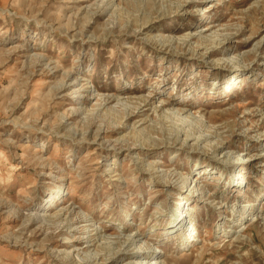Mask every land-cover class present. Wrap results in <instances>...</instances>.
<instances>
[{"label":"rangeland","instance_id":"1","mask_svg":"<svg viewBox=\"0 0 264 264\" xmlns=\"http://www.w3.org/2000/svg\"><path fill=\"white\" fill-rule=\"evenodd\" d=\"M263 196L264 0H0V264H264Z\"/></svg>","mask_w":264,"mask_h":264},{"label":"bare ground","instance_id":"2","mask_svg":"<svg viewBox=\"0 0 264 264\" xmlns=\"http://www.w3.org/2000/svg\"><path fill=\"white\" fill-rule=\"evenodd\" d=\"M103 1V0H102ZM101 2V1H100ZM32 57V56H31ZM40 64V66H41V63H39ZM64 73H66V72H64ZM72 76V75H71ZM79 79V78H78ZM80 80H78V82H79ZM67 82V81H66ZM77 85V79H73L71 82H69L68 84H66V86H64V89H66V88H71V87H75ZM86 88V87H85ZM61 90V89H60ZM70 91V90H69ZM81 91V90H80ZM65 93V92H64ZM75 97L77 98V99H79L78 100V103H80L81 102V100H80V96L78 95V94H75ZM77 109V108H76ZM79 110V109H78ZM79 113V112H78ZM102 131V130H101ZM107 141V140H106ZM107 146H111V148H118V151L119 150H121L122 148H119V143H118V139H115V140H108L107 141ZM135 146V145H134ZM128 147V146H127ZM109 149V148H108ZM135 149V147H130L129 146V148H127L126 150H127V153H131L130 151H132V150H134ZM123 150H125V148H123ZM260 155H256V157H253V158H258ZM109 166V165H108ZM200 173V171L198 172V174ZM241 177H238V178H236V179H240ZM241 180V179H240ZM240 183L241 182H236V183H233L232 182V184H234V185H240ZM57 190H59V188L57 189ZM56 194V193H55ZM63 194V193H62ZM182 197H181V199L183 200L184 199V197H183V195H181ZM264 201V196L260 199V197H257L255 200H253L252 201V204L250 205V210L248 209V210H245V208H243V205H242V207L240 208V212L242 213V217H241V219H250L251 217H253V216H255L254 214H255V212L257 211V207L262 203ZM45 202H47V200H45ZM182 203V202H181ZM180 202L179 203H177V205H183V204H181ZM254 206L256 207V208H254ZM40 207H42V206H38V208H40ZM71 209V208H70ZM63 211H64V209H63ZM179 211H180V209H179ZM240 213V214H241ZM28 215V214H27ZM29 215H31V214H29ZM33 215V214H32ZM38 215V214H37ZM237 215V214H236ZM55 216H57V215H55ZM186 215H182V211L181 212H178L177 213V216L175 217V220H174V222H173V224L171 225V227L176 231H179V230H182V229H184L185 228V224H187L188 223V221L186 220V217H185ZM47 217V216H46ZM48 218H49V216H48ZM50 221H52V220H50ZM69 221V220H68ZM54 223V222H53ZM57 223V222H56ZM238 223V222H237ZM239 223H240V221H239ZM48 224V223H47ZM49 225V224H48ZM66 225V224H65ZM68 225V224H67ZM59 226V225H58ZM95 231H97V230H100L101 229V227L99 226V224H95ZM55 228V227H54ZM243 228V227H242ZM68 229H70V227L68 228ZM241 229V228H240ZM55 230V229H54ZM93 230V229H92ZM242 230V229H241ZM235 232V231H234ZM53 233V232H52ZM128 236V235H127ZM87 238H89L88 236H86ZM197 237H198V232H197V230H192L191 232H190V234H188V235H186L184 238V244L185 245H187V244H192L193 242H195L196 240H197ZM138 238V235H136V234H134V236H132L131 238H130V241H129V244L128 245H132L133 243H135L136 242V240H138L137 239ZM127 239V238H126ZM85 241V240H84ZM128 241V240H127ZM126 241V242H127ZM139 241V240H138ZM65 242H67V241H65ZM68 242H71L70 240H68ZM87 242V241H86ZM89 243V242H88ZM100 244V243H99ZM76 250H78V249H76ZM54 251V250H53ZM75 251V250H74ZM57 253H60L59 251H56ZM150 252H152L151 251V249L149 248V247H147L145 244H143V245H140V246H138V247H136V246H134V247H132L131 249H124L123 250V252L122 253H125V254H128V256H131L133 259L131 260V261H129V263L130 264H159V261H157L156 259H158L157 258V256H153V258L152 259H154V260H151V261H146L145 259H146V257H147V255L150 253ZM61 254V253H60ZM79 254H80V251H79ZM156 254V253H155ZM58 255V254H57ZM154 255V254H153ZM91 256V255H90ZM65 258V257H64ZM82 259V258H81ZM88 259V258H87ZM153 261V262H152Z\"/></svg>","mask_w":264,"mask_h":264}]
</instances>
